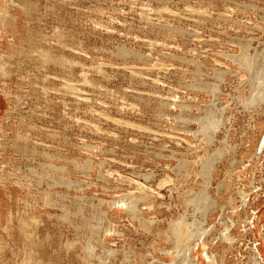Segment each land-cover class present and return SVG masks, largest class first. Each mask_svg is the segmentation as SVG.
Wrapping results in <instances>:
<instances>
[{"label":"rangeland","instance_id":"obj_1","mask_svg":"<svg viewBox=\"0 0 264 264\" xmlns=\"http://www.w3.org/2000/svg\"><path fill=\"white\" fill-rule=\"evenodd\" d=\"M0 53V264H264V0H0Z\"/></svg>","mask_w":264,"mask_h":264},{"label":"bare ground","instance_id":"obj_2","mask_svg":"<svg viewBox=\"0 0 264 264\" xmlns=\"http://www.w3.org/2000/svg\"><path fill=\"white\" fill-rule=\"evenodd\" d=\"M188 8H190V7H188ZM207 8V7H206ZM206 8H204V9H206ZM198 9V8H197ZM208 9V8H207ZM171 10V9H170ZM200 10V9H199ZM164 11V10H163ZM174 11V10H173ZM192 11V10H191ZM167 12V11H166ZM166 12H164V13H166ZM170 12V11H169ZM206 12V11H205ZM209 12V11H208ZM163 13V14H164ZM176 13H177V11H176ZM202 13V12H201ZM162 14V13H161ZM165 15V14H164ZM8 18L6 19V18H4V20H3V22H2V24L3 25H5V24H7L9 21H11L12 20V18H13V16L12 15H6ZM172 16H174V15H172ZM165 20H167V19H165ZM167 22V21H166ZM163 24H165V22L163 23ZM168 24H170V23H168ZM172 24H170V26H171ZM162 26H164V25H162ZM165 26H166V24H165ZM168 26V25H167ZM172 27V26H171ZM170 28V27H169ZM169 28H167V29H169ZM175 29V28H174ZM240 56V55H239ZM229 58H231V56L229 57ZM233 58V57H232ZM235 58V57H234ZM238 58V57H237ZM242 58H243V60L244 61H248L250 58H249V55L247 56V55H245V57L244 56H242ZM7 59H9V56H6V54H2V53H0V77H3V76H5V75H7L8 74V71H7V68H6V65L8 64V62H7ZM240 59V58H239ZM238 59V60H239ZM237 60V61H238ZM240 61V60H239ZM233 62H234V60H233ZM248 66H251V63H250V65H248ZM244 67V66H243ZM134 70V69H133ZM214 70V69H213ZM219 70V69H218ZM139 71V70H138ZM220 72V71H219ZM258 72L260 73V76H258L257 77V79L260 81V91H261V93H264V70H258ZM216 73H218V72H215V74ZM221 74L220 73H218V76H220ZM217 76V75H216ZM252 77V76H251ZM253 79V78H252ZM254 80V79H253ZM248 81H250L249 80V78H248ZM258 81V82H259ZM0 91H2L4 94H5V96L7 97V96H9V92H5V89H4V86H0ZM260 93V94H261ZM16 99L18 100V97L16 96ZM264 99V98H263ZM122 123V122H121ZM124 123V122H123ZM128 123V122H127ZM1 130L3 131V129L1 128ZM258 147L256 146V148L259 150V149H261L260 148V146L262 147L263 145H264V138H261L259 141H258ZM253 155V154H252ZM249 159V158H248ZM261 162V161H260ZM163 182V181H162ZM168 182V181H167ZM140 183V182H139ZM164 183V182H163ZM143 184V183H142ZM2 185V184H1ZM259 185V184H258ZM263 185V184H262ZM261 186V185H260ZM2 189H4V192H5V188H4V185H2ZM155 189V188H154ZM140 190V189H139ZM0 191H1V189H0ZM142 191V190H141ZM145 191V190H144ZM151 191H153V189L151 190ZM148 192V191H147ZM133 193V192H132ZM142 193V192H141ZM153 193V192H152ZM261 193V192H260ZM129 194V193H128ZM131 194V193H130ZM248 196H249V194H248ZM259 196V195H258ZM150 197V196H149ZM253 197V196H252ZM208 198V197H207ZM126 199V198H125ZM133 199V198H132ZM145 199H149V198H145ZM200 199V198H199ZM201 199H205V198H201ZM246 199V198H245ZM199 201V200H198ZM207 201V200H206ZM203 202V201H202ZM206 203V202H205ZM130 204V203H129ZM135 205V204H134ZM204 205V204H203ZM207 205V204H206ZM246 205V204H245ZM204 207V206H203ZM246 208V207H245ZM180 232L182 231V228L181 227H179V229H178ZM228 232V231H227ZM198 247V246H197ZM201 247V246H200ZM199 249V248H198ZM258 250V249H257ZM258 256H259V253L257 254ZM257 255H254L253 256V263L252 264H261L260 263V261L259 262H256V257H257ZM257 259H258V257H257Z\"/></svg>","mask_w":264,"mask_h":264}]
</instances>
